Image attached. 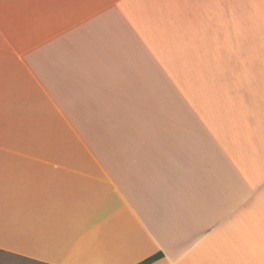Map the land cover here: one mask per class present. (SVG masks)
Returning a JSON list of instances; mask_svg holds the SVG:
<instances>
[{"label": "crops", "instance_id": "crops-1", "mask_svg": "<svg viewBox=\"0 0 264 264\" xmlns=\"http://www.w3.org/2000/svg\"><path fill=\"white\" fill-rule=\"evenodd\" d=\"M0 249L264 264V0H0Z\"/></svg>", "mask_w": 264, "mask_h": 264}, {"label": "rangeland", "instance_id": "rangeland-1", "mask_svg": "<svg viewBox=\"0 0 264 264\" xmlns=\"http://www.w3.org/2000/svg\"><path fill=\"white\" fill-rule=\"evenodd\" d=\"M0 264H37L15 256L0 254Z\"/></svg>", "mask_w": 264, "mask_h": 264}, {"label": "trees", "instance_id": "trees-1", "mask_svg": "<svg viewBox=\"0 0 264 264\" xmlns=\"http://www.w3.org/2000/svg\"><path fill=\"white\" fill-rule=\"evenodd\" d=\"M0 254H2V255H9V256H15V257H18V258H22V259H24V260H26V261H31V262H33V263L41 264V263H38V262L33 261V260H31V259L24 258V257H21V256H17V255H14V254H12V253H9V252H7V251L1 250V249H0ZM162 256H163V253L159 252V253H157V254H155V255L149 257L148 259L142 261L140 264H150V263H152L153 261H155V260L161 258Z\"/></svg>", "mask_w": 264, "mask_h": 264}]
</instances>
